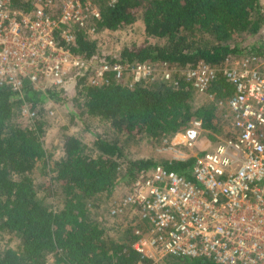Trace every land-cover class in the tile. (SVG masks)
Segmentation results:
<instances>
[{
    "label": "trees",
    "instance_id": "trees-1",
    "mask_svg": "<svg viewBox=\"0 0 264 264\" xmlns=\"http://www.w3.org/2000/svg\"><path fill=\"white\" fill-rule=\"evenodd\" d=\"M11 3L24 12L30 9V0ZM98 7L100 29L116 31L140 19L146 36L158 39L123 47L117 58L126 63L166 61L184 68L204 61L218 66L226 57L264 52V44L242 51L246 39L264 26L261 0H98ZM72 51L85 57L99 54L96 40L81 28H76ZM87 76L75 73L66 84L44 90L25 82L21 97L9 85H0V236L7 233L19 239L18 246L0 249V264L135 262L139 257L131 246L127 218L110 217L107 207L98 212L101 196L122 182L127 187L139 170L158 162L190 177L194 157L171 162L131 158L117 134L155 140L184 130L195 119L204 129L217 130L215 100L233 92L221 75L210 85L213 99L198 94L183 78L178 86L158 79H142L132 86L114 81L94 86L88 84ZM69 83L83 98L84 112L109 123L114 134L94 133L88 144L78 135L64 133L60 155L50 170L52 184L45 193L62 198L61 206L53 209L39 196L33 177L36 163H45L48 157L42 124L26 123L22 107L41 112L49 101L62 99ZM101 214L116 222L115 227L109 228V220L102 221ZM114 232L120 239L111 236ZM171 263L213 264L189 258H175Z\"/></svg>",
    "mask_w": 264,
    "mask_h": 264
},
{
    "label": "built area",
    "instance_id": "built-area-1",
    "mask_svg": "<svg viewBox=\"0 0 264 264\" xmlns=\"http://www.w3.org/2000/svg\"><path fill=\"white\" fill-rule=\"evenodd\" d=\"M99 20L98 0H30L25 12L11 0H0V85L21 97L25 82L44 90L66 84L79 72L88 73L94 86L112 81L132 86L142 79L178 86L183 78L213 99L210 85L223 76L233 88L231 95L215 100L223 135L201 152H189L204 130L195 119L158 143L165 161L194 157L190 177L162 162L141 169L111 197L107 214L127 218L139 257L132 264H171L175 258L264 264V52L226 57L218 66L199 61L184 68L74 53L76 28L96 40ZM22 113L35 116L28 105Z\"/></svg>",
    "mask_w": 264,
    "mask_h": 264
},
{
    "label": "rangeland",
    "instance_id": "rangeland-1",
    "mask_svg": "<svg viewBox=\"0 0 264 264\" xmlns=\"http://www.w3.org/2000/svg\"><path fill=\"white\" fill-rule=\"evenodd\" d=\"M262 11L264 12V0H261ZM150 42L158 41L155 37H147L144 32L143 23L140 19L136 20L133 24L116 31L106 29H99L96 43L98 46L99 54L109 55L111 57H118L120 51L125 46L138 43L144 39ZM264 44V26L261 27L259 32L253 36H249L243 44V52L252 49L253 46H262ZM242 52V53H243ZM62 99L59 101H49L46 103L41 112H36L33 118H25L26 123L34 124L36 121L41 122L43 131V144L45 154L48 156L47 161L44 163L42 160L38 161L33 170V177L35 179L36 188L39 196H44L48 206L55 209L61 206V197L59 194L45 195L47 186L52 184L53 172L51 168L54 160L60 155L61 142L64 133L78 135L84 142L90 144L93 140L94 133H100L105 136H112L114 130L110 124L102 121L96 117H91L84 112L83 98L77 96L74 92L72 84L66 86V90L62 94ZM217 117L216 128L217 130H206L201 132V136L194 146L189 151L191 153H199L205 147L210 145L218 137L223 135L224 119L219 112ZM120 140L124 145L126 154L131 158H153L157 161L166 160L165 155L158 152V143L160 138L152 140L150 138L129 139L123 135H119ZM45 164V166H44ZM126 187V183H120L109 194H103L100 199L102 201L99 205V211L106 210L109 198L122 192ZM105 214V213H104ZM102 215V214H101ZM102 221L109 220V228H113L114 221L101 216ZM122 225V224H121ZM115 229V228H114ZM119 230V229H118ZM116 239H120L117 232L112 233ZM19 245V239L12 237L7 233L0 236V249L3 247L11 246L16 247ZM177 264V263H171Z\"/></svg>",
    "mask_w": 264,
    "mask_h": 264
}]
</instances>
